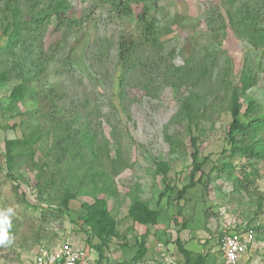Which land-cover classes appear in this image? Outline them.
Returning <instances> with one entry per match:
<instances>
[{
	"label": "rangeland",
	"instance_id": "rangeland-1",
	"mask_svg": "<svg viewBox=\"0 0 264 264\" xmlns=\"http://www.w3.org/2000/svg\"><path fill=\"white\" fill-rule=\"evenodd\" d=\"M20 1L32 32L13 54L0 56V67L13 72L11 81L0 82V212L12 208L14 213H8L11 242L0 245V264H31L38 245L65 240L83 248L91 264H98V252L88 243V227L76 222L85 213L81 203L92 202L91 194L81 193L70 200L64 213L55 209L61 188L53 153L47 151L53 135L44 134L32 146V158L28 154L17 157L16 181L7 176L5 164L7 140L21 139L36 126L53 128L55 119L75 116L96 134L95 148L102 147L97 151L98 161L85 156L84 167L92 162L105 172L114 190L106 199L119 237L110 238L100 264H127L141 240L147 254L135 264H161L152 255L158 243L177 261L182 260L176 238L205 260L209 254L219 256L218 239L227 223L234 225L231 229H250L255 236L253 247L239 264H264V159L255 163L257 172L248 182L242 173L243 168L251 169L248 159L240 154L232 158L233 173L243 180L244 190L234 189L227 176L230 169L222 171V164L229 160L224 152L230 122L226 80L237 86L242 71L250 70L254 83L240 95L242 109L250 99L264 107V45L254 47L231 25L238 8L260 10L262 0H157L147 14L157 32L155 48L146 44L134 17L142 11L141 3L132 4V15L119 16L106 0H67L71 18L67 24L59 25L53 15L39 27L33 14L50 0ZM72 19L76 23L70 26ZM121 41L134 42V65L119 63ZM206 52L211 56L204 59L210 65L205 78L191 87L180 83L181 75L174 68L193 69ZM39 57L40 71L31 78L24 99L11 100L8 91L13 79L36 72ZM187 97L194 100L193 108H200L198 114H204L196 122L176 116ZM259 112L258 108L249 117ZM191 135L198 137L202 164L193 185L189 184ZM159 161L168 164L165 176L156 171ZM44 163L48 165L41 172L38 166ZM50 178L54 188L38 200L37 181ZM164 179L173 190L161 196ZM134 195L158 210L156 224L140 225L127 215ZM47 210H54L53 214L42 220Z\"/></svg>",
	"mask_w": 264,
	"mask_h": 264
},
{
	"label": "trees",
	"instance_id": "trees-1",
	"mask_svg": "<svg viewBox=\"0 0 264 264\" xmlns=\"http://www.w3.org/2000/svg\"><path fill=\"white\" fill-rule=\"evenodd\" d=\"M106 1L111 7L116 9V14L119 16L132 15V4L141 3L143 5L142 11L134 15L135 20L140 24L141 34L146 44H149L153 48L158 45L154 21L147 17L151 4L156 3L157 0ZM38 3L39 2H36L34 4L37 5ZM32 6L34 7L35 5ZM242 7H244V9H242ZM69 9L70 4L67 0H50L46 6L38 9L33 15H37L36 23L39 27L45 25L53 15L59 20V25L64 22L67 24L71 19L67 14ZM22 11V3L20 0H0V54H13V49L22 42L24 37L32 32V25L26 18L24 19ZM30 11L31 9L29 8L25 15L29 16ZM232 17H234V19L231 21V25L237 26L236 29H238L239 35L245 36L256 48L264 45V25L260 23L264 21V0H262V4L260 5V10L248 9L247 6L242 5L241 8H238L235 12V16ZM75 23L76 21L72 19L69 25L73 26ZM133 46H135L133 41L130 43H126L125 41L119 42L118 61L123 67L134 65V62L131 61V50ZM208 56L210 57L211 54L206 52L204 55L205 58L202 59L203 61L198 62L196 64L198 66L195 65L193 69L174 68L177 70L176 72L181 75V77H179V82L188 84L191 87L201 78H205L210 68V65H207V62L204 61ZM0 63H2V61ZM40 64L39 57V60L36 61V72L31 76L25 77L24 74H17L15 76L13 85L8 91V97L11 100L21 101L24 99L31 78L38 76ZM170 66L172 65L170 64ZM12 74H10V68L2 69L0 67V82L11 81ZM222 77H224L223 74ZM222 79L225 80V77ZM226 82L229 90V94L227 95V110L230 114V122L227 125L225 137L228 147L224 148V152L229 156V160L222 164V171L230 169L227 176L231 180L234 189L244 190L243 180L233 173L232 158L240 154L248 159V164L251 166V169L247 171L243 168L242 173H244V181L251 182V176L257 172L255 163L258 160L264 159V107L262 105L260 106L255 100L250 99L245 108L242 109L240 95H243L245 90L254 83L250 70L246 69L242 71V75L239 78V85L233 86L230 84L229 80H226ZM193 107L194 100L191 101V99L187 97L182 102L176 116L186 118L188 121H191V123L196 122L194 119L202 117L204 114L199 115L198 111L200 108ZM258 108L260 110L259 114L249 117L250 114ZM53 122V128L42 130L39 126H36L32 129L30 134L25 135L23 138L6 141L5 164L7 176H9L12 181H16L17 178L13 174V169L14 165L17 163V157H23L28 154V157L32 158L34 153L32 146L37 143L44 134L47 136L53 135V144L47 151L53 153V164L56 166V173L59 175L60 179L59 187L61 188L59 203L55 209L58 213H64L68 208L70 200L75 199L81 193L89 192L91 194L92 202L81 203L85 213L80 216L76 222L79 225L88 227L90 231L88 234V243L98 252V264H100V261L103 259L104 248L108 246L110 238L114 236L119 237L118 230L116 229V221L108 209L106 199L114 190L111 188L112 186L106 182L105 178H107V176L105 172L93 167L92 162L87 164L88 168L84 167L86 165L85 156L88 154L91 156L92 160L95 161L97 159L96 161H98L99 157L97 151H101L102 147L99 146L95 148L94 143L96 134L90 132L89 127L85 125V123L80 122L79 116H75L71 120L68 118H59L55 119ZM197 141V136H190V143L193 148L190 154L193 165L190 171V185L195 183V175L198 171H201L200 169L202 167L201 162H198L199 151ZM17 147L19 149L13 151ZM155 164L156 171L165 176L169 170L167 162L159 161ZM45 165L47 166L48 164L44 163L38 166L41 172L44 171L43 167ZM200 173L202 176V172ZM40 176L41 173L38 174V179ZM201 176H199V178ZM164 181L166 182L165 189L162 194H160L161 196L173 190V186L167 183L166 179H164ZM99 184L101 185L99 186ZM54 186L55 181L52 178L46 180L44 183H39L37 181L36 190L38 200H41L42 196L49 193ZM184 188H186V186H184ZM98 192H102L103 196L99 197L97 195ZM179 197L180 196H178V199ZM53 211L54 210H47V212H43L41 214V219L44 220L46 216H51ZM127 215L140 225H154L157 223L159 212L158 210L150 208L147 201L141 200L139 196L134 195L131 197L130 204L127 208ZM241 230L246 229L244 228ZM93 238L96 239L95 243L92 241ZM176 245L179 253L183 257L182 260L177 261L178 264H204L205 257L200 253L187 250L178 238H176ZM146 254L147 247L141 240L136 252L132 255L127 264H135L142 261Z\"/></svg>",
	"mask_w": 264,
	"mask_h": 264
},
{
	"label": "built area",
	"instance_id": "built-area-1",
	"mask_svg": "<svg viewBox=\"0 0 264 264\" xmlns=\"http://www.w3.org/2000/svg\"><path fill=\"white\" fill-rule=\"evenodd\" d=\"M234 225H224L218 239L221 256L220 264H238L243 253L254 243V233L250 229H231ZM157 260L161 264H178L175 258L165 251L162 243L157 246ZM91 257L87 252L71 241L51 245H38L31 258V264H91Z\"/></svg>",
	"mask_w": 264,
	"mask_h": 264
},
{
	"label": "clouds",
	"instance_id": "clouds-1",
	"mask_svg": "<svg viewBox=\"0 0 264 264\" xmlns=\"http://www.w3.org/2000/svg\"><path fill=\"white\" fill-rule=\"evenodd\" d=\"M8 213H13V209L8 208L5 211L0 212V245L8 244L11 242L7 231L10 227Z\"/></svg>",
	"mask_w": 264,
	"mask_h": 264
},
{
	"label": "crops",
	"instance_id": "crops-1",
	"mask_svg": "<svg viewBox=\"0 0 264 264\" xmlns=\"http://www.w3.org/2000/svg\"><path fill=\"white\" fill-rule=\"evenodd\" d=\"M253 245H254V244H252L248 249L252 248ZM218 249H219V248H218ZM248 249H247V250H248ZM247 250H246L245 253H243V254L241 255L238 264L240 263V260H242V259L244 258V256H247V255H245V254H247ZM152 253H153L152 255L155 254L154 258H157V255H158V249H157V251H155V250L152 251ZM175 259H176V258H175ZM176 261H177V260H176ZM220 262H221L220 254H219V256H216L215 254H213V255L209 254L208 257H206V260H205V263H204V264H220Z\"/></svg>",
	"mask_w": 264,
	"mask_h": 264
}]
</instances>
